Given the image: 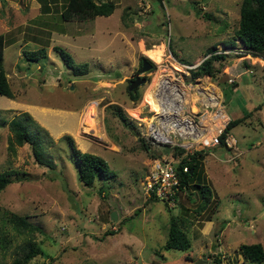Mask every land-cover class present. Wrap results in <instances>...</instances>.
I'll return each instance as SVG.
<instances>
[{"label":"rangeland","instance_id":"374dc122","mask_svg":"<svg viewBox=\"0 0 264 264\" xmlns=\"http://www.w3.org/2000/svg\"><path fill=\"white\" fill-rule=\"evenodd\" d=\"M48 1L44 13L37 0H0V33L14 40L3 48L2 66L13 97L0 95V172L28 174L0 191V212L28 217L39 227L33 237L41 252L28 264H260L243 260L237 247L254 242L264 247V65L256 63L254 71L240 73L235 90L217 78L221 69L211 78L229 118L250 112L227 132L239 155L226 161L231 152L223 145L204 147L201 174L216 206L194 214V208L204 207L196 190L188 195L178 191L170 208L142 192L151 160L170 154L144 137L149 116L141 105L148 88L169 66V51L180 62L196 64L192 62L212 47L221 52L220 44L232 42L240 0H146L145 11L142 3L109 0L117 6L111 14L84 21L61 20L62 0ZM50 31L63 34L50 36ZM234 42L226 47L230 50L221 65L230 63L228 58H248ZM161 43L159 62L143 52ZM52 45L67 51L74 63H86V73L73 75ZM40 46L46 47V57L34 62L23 58L22 51ZM235 49L240 53L233 54ZM140 55L153 64L146 75L137 70ZM135 75L146 79L136 87L139 99L132 104L127 84ZM110 105L131 117L133 130L117 119ZM23 111L46 137L42 148L53 169L35 162L26 143L16 146L14 154L8 152L7 122ZM65 134L80 151L100 156L114 177L92 186L78 183L67 144L60 138ZM112 211L115 221L110 219ZM170 215L181 219L190 238L187 250L161 248ZM3 229L11 242L0 249V264L11 261L25 238L7 224ZM110 231L114 233L107 234Z\"/></svg>","mask_w":264,"mask_h":264},{"label":"trees","instance_id":"16d2710c","mask_svg":"<svg viewBox=\"0 0 264 264\" xmlns=\"http://www.w3.org/2000/svg\"><path fill=\"white\" fill-rule=\"evenodd\" d=\"M37 1L39 2L40 9L43 10L42 12H48L50 5L49 1ZM51 1L53 2L56 0ZM62 2L59 17L63 21L74 20V18L79 21H84L92 19L95 16H108L112 13L115 7L114 3L111 1L62 0ZM199 12V9H196V13ZM202 16L207 18V14H204L203 12ZM234 40L239 42L240 48L243 52L258 57L264 55V0H240L238 8V23L236 28L233 30V41L229 42L228 45L223 44V46L230 48L233 47L235 45ZM13 42L14 40L12 38L7 39L5 35L0 33V95L8 98H12L13 93L2 66L3 48ZM52 50L59 56L64 66L71 70L73 75L86 73V63H74L70 54L59 46L53 45ZM22 54L23 58L30 62L37 61L39 57H46L45 48L43 46L34 50H24L22 51ZM225 55L226 53L216 52L214 47H212L211 51H206L204 53L203 56L206 57L190 70V78H214L222 67L220 63L224 60ZM141 59L149 61L142 55L139 56V61ZM215 63H217V66H215ZM139 68L140 64L137 68L138 71ZM130 80H128V82ZM127 94L131 101H137L139 99V94L136 90L135 92L127 90ZM109 107L112 113L124 126H126L129 130L134 129V124L131 122V119L129 120L119 107L115 105H110ZM249 113L250 112H247L238 119L230 118L224 126L222 134L219 136V141L222 142L224 134H226L235 124L243 122V120L248 117ZM7 126L11 133L7 139L8 152L14 154L16 146H21L26 143L30 147L31 154L35 162L48 167L49 169H53L55 164L52 162L50 156L44 153L45 151L42 148L43 139L46 137H41L42 133H40V130H38L35 126L33 119L27 112H19L18 114L12 116V118L7 122ZM60 138L65 141L69 149V157L75 167L76 179L78 183H81L84 186H92L96 180L103 181L114 177L113 171L109 169L107 163L100 156L80 151L75 146L73 139L69 135L65 134ZM220 145L223 144L220 143ZM141 146L144 150L149 152L146 144L142 143ZM165 150L172 156H180V159L175 166L179 181L178 191H188L186 192L187 195L191 194L193 190L200 193L199 196L202 199L201 202L204 207L200 208V205L197 206V208H194L193 213L199 214L202 208L205 207H210V209L215 207L217 199H214V203H212L213 195H211L210 189L206 186L204 177L202 178L201 174L202 159L205 155L204 148L200 150H192L191 152L186 153H184V149L177 147H166ZM150 155L153 156V154ZM183 166H186L185 171L182 170ZM21 176L22 178H20ZM27 176L28 174L26 172L18 171L16 169L1 171L0 191L10 182L25 180ZM98 191L101 192L100 189ZM136 211L137 209L134 210L133 213H136ZM0 213V228H2L0 230L1 250L4 251L7 248V245L11 242L10 238L7 236V232L4 230L5 228L3 229L6 224L16 235L25 236L22 243L18 246V253L11 259L10 262L4 264H28L33 257L41 252V249L37 246L33 237L34 232L39 231V227L30 222L28 217L20 216L7 210H2ZM180 220L181 219L178 215H170L168 217L166 237L161 245L162 249H177L183 251L190 247V238L183 230ZM205 220H210V218L206 217ZM113 233L114 232L112 231L107 232V234ZM237 250L243 260L252 263L264 264V247H262L259 242L240 243Z\"/></svg>","mask_w":264,"mask_h":264},{"label":"built area","instance_id":"2783aa9c","mask_svg":"<svg viewBox=\"0 0 264 264\" xmlns=\"http://www.w3.org/2000/svg\"><path fill=\"white\" fill-rule=\"evenodd\" d=\"M140 3L143 11L149 8L146 0H140ZM229 50L224 48L221 52L227 53ZM232 51L233 54L240 53L236 49ZM168 54L166 61L169 66L158 73L150 86V98L155 108L151 109L148 102L141 105L149 116L144 126V137L158 146L184 149V153L222 143L231 152V157L226 161L239 155L240 151L231 134H224L222 142L219 141L230 118L218 93L210 84L211 78H190V70L200 61L196 64L183 63L174 59L170 52ZM232 82V79H228V83ZM179 159L180 156L169 154V157L160 155L151 160L142 181L145 196L162 201L168 207L176 203L179 181L175 166ZM182 170L185 171L186 166Z\"/></svg>","mask_w":264,"mask_h":264},{"label":"crops","instance_id":"0c3cea01","mask_svg":"<svg viewBox=\"0 0 264 264\" xmlns=\"http://www.w3.org/2000/svg\"><path fill=\"white\" fill-rule=\"evenodd\" d=\"M100 1H105V0H100ZM106 1H109V0H106ZM137 4L139 5H141V3L139 2V0L138 1H134V0H131V6H133V5H136L137 6ZM38 5H39V2H38ZM114 5H115V7H117L116 6V3H114ZM131 6H129L128 4H127V8L129 9ZM114 7V8H115ZM40 9V8H39ZM131 9H133V11H134V7L133 8H131ZM40 11L42 12L43 10H41L40 9ZM49 11V10H48ZM44 13H47V12H44ZM130 14H131V12H130ZM132 19H134V18H132ZM146 19V18H145ZM55 34H57V35H60V34H63V33H57V32H55V31H50V36H53V35H55ZM237 41V40H236ZM239 43V42H238ZM162 44V47L164 48V44L163 43H161ZM218 45H219V43H217ZM155 45H157V44H155ZM222 47H224L223 46V43L222 44H220ZM53 46V45H52ZM45 48V51H46V47H44ZM162 48V49H163ZM224 48H226V47H224ZM230 48V47H229ZM170 53H172V51H169ZM46 53V52H45ZM226 57V56H225ZM202 59V57H197L192 63H195V62H199L200 60ZM224 59H226V58H224ZM228 60H230L231 62L230 63H224L223 65H222V67H221V72L217 75V78H219L220 80H225L226 81V83H228V79H232L233 80V82L232 83H228V84H231V87H232V90H235V89H237V87H238V84L236 83V81H237V77L239 76V74L240 73H244V72H246V71H248V72H251V71H254V69H255V67H254V65L256 64V63H259V65H264V57L262 58V57H258V56H255V57H251L249 54H248V58H246V59H243V60H237L236 59V57L235 58H228ZM243 61V62H242ZM197 62V63H198ZM223 62H225L224 60H223ZM241 63L242 64H245L244 66H241ZM224 69H226L225 71H224ZM261 71V70H260ZM261 74V73H260ZM219 76V77H218ZM82 111V110H81ZM80 113L81 112H79V114H78V119H77V121L79 120V117H80ZM232 119V118H231ZM209 221H212V220H209ZM197 222L198 223H200L201 222V220H197ZM203 222H205V220L203 221ZM204 228V225L202 224V225H200V228H199V235L202 233V229ZM195 233V232H194Z\"/></svg>","mask_w":264,"mask_h":264},{"label":"water","instance_id":"95a60500","mask_svg":"<svg viewBox=\"0 0 264 264\" xmlns=\"http://www.w3.org/2000/svg\"><path fill=\"white\" fill-rule=\"evenodd\" d=\"M204 56L203 58H205ZM150 67V62L147 61L146 59H141V66H140V72H146ZM145 82V79L143 77H140L139 75H136L132 80L128 82L127 85V90L135 92L136 87L143 84ZM110 219L115 221L116 220V213L114 211L111 212L110 214ZM200 260H196L195 264L199 263Z\"/></svg>","mask_w":264,"mask_h":264},{"label":"bare ground","instance_id":"6f19581e","mask_svg":"<svg viewBox=\"0 0 264 264\" xmlns=\"http://www.w3.org/2000/svg\"><path fill=\"white\" fill-rule=\"evenodd\" d=\"M162 48H163L162 44H159V45H155V46L151 47L148 50L145 49V50H143V52H145V54L147 56H149L151 59H153L155 62H159L161 59V56L163 55V49ZM156 76L157 75H155V77ZM150 88L151 87L148 88V92H147V95L145 98V102H148V104L150 105V108L153 109V108H155V105L153 104V102L151 101V98H150ZM192 99L194 100V97ZM212 131H213V129H212Z\"/></svg>","mask_w":264,"mask_h":264},{"label":"flooded vegetation","instance_id":"af4514ba","mask_svg":"<svg viewBox=\"0 0 264 264\" xmlns=\"http://www.w3.org/2000/svg\"><path fill=\"white\" fill-rule=\"evenodd\" d=\"M140 64V66H141V60L138 62V65ZM153 68V66H152V64L150 63V67H149V69L146 71V72H143V73H147V72H149V71H151V69ZM140 69V68H139ZM139 72H140V70H139ZM136 76V75H135ZM134 76V77H135ZM144 78V77H143ZM145 79V78H144ZM128 85V84H127Z\"/></svg>","mask_w":264,"mask_h":264},{"label":"clouds","instance_id":"9594fccd","mask_svg":"<svg viewBox=\"0 0 264 264\" xmlns=\"http://www.w3.org/2000/svg\"><path fill=\"white\" fill-rule=\"evenodd\" d=\"M248 54H249V53H248ZM202 59H203V58H202ZM202 59H201V60H202ZM201 60H200V61H201ZM129 119H130V118H129Z\"/></svg>","mask_w":264,"mask_h":264}]
</instances>
